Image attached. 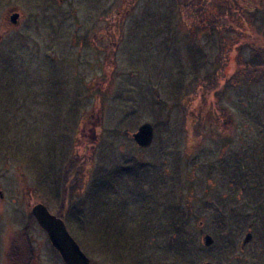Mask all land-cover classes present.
<instances>
[{"label":"rangeland","instance_id":"obj_1","mask_svg":"<svg viewBox=\"0 0 264 264\" xmlns=\"http://www.w3.org/2000/svg\"><path fill=\"white\" fill-rule=\"evenodd\" d=\"M188 1L0 0V264H264V0Z\"/></svg>","mask_w":264,"mask_h":264},{"label":"water","instance_id":"obj_2","mask_svg":"<svg viewBox=\"0 0 264 264\" xmlns=\"http://www.w3.org/2000/svg\"><path fill=\"white\" fill-rule=\"evenodd\" d=\"M18 19L19 13L17 12L10 16V21L14 24L18 23ZM131 136L140 147L147 148L153 142L154 127L149 123H145ZM32 214L65 264H91L90 259L70 234L62 218L52 214L43 203L32 206ZM203 240L204 244L207 246L211 245L213 242V238L209 235L204 236ZM251 240L252 234L247 233L243 240L242 247L244 248Z\"/></svg>","mask_w":264,"mask_h":264},{"label":"flooded vegetation","instance_id":"obj_3","mask_svg":"<svg viewBox=\"0 0 264 264\" xmlns=\"http://www.w3.org/2000/svg\"><path fill=\"white\" fill-rule=\"evenodd\" d=\"M1 191V190H0ZM102 227V226H101ZM104 230L103 228H100V231ZM101 236H99L100 241H103L104 243L108 244V246H110V248H112L113 250L111 251L112 253L118 255V250L121 249L122 254L128 256L129 262L128 264H134L135 261H137V264H147V262L145 261V259H141L139 256L141 255V253L139 252L142 251L144 246H148L149 243L151 242L150 239L147 240H133L135 239V237L133 236H124V235H118V234H100ZM149 237V236H148ZM79 243V242H78ZM126 243H129L128 248L130 249V252L132 254L127 255V253L125 252V248H126ZM143 243V244H141ZM15 245V249L18 250V252L15 253L16 258H18V253H20L21 255V249H20V245ZM116 248V249H115ZM241 250H242V244H241ZM118 249V250H117ZM134 261V262H133ZM121 264H126L124 263V261L122 259H120L119 261ZM23 264V262H15V264ZM103 264H119L115 259H112V262H107V261H102Z\"/></svg>","mask_w":264,"mask_h":264},{"label":"trees","instance_id":"obj_4","mask_svg":"<svg viewBox=\"0 0 264 264\" xmlns=\"http://www.w3.org/2000/svg\"><path fill=\"white\" fill-rule=\"evenodd\" d=\"M183 2H185V5H188L189 4V1L188 0H183ZM191 3H192V6H193V0H191ZM258 71L259 70L253 71V73H256L255 75H257L258 74ZM258 76L259 75L256 76V79L258 78ZM32 220H33V218H32Z\"/></svg>","mask_w":264,"mask_h":264}]
</instances>
